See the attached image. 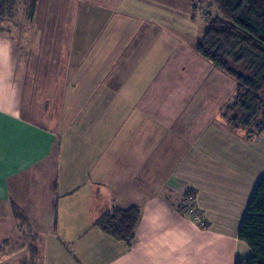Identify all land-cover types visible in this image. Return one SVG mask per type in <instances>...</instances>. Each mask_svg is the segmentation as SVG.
<instances>
[{
  "label": "crops",
  "instance_id": "0c3cea01",
  "mask_svg": "<svg viewBox=\"0 0 264 264\" xmlns=\"http://www.w3.org/2000/svg\"><path fill=\"white\" fill-rule=\"evenodd\" d=\"M52 29L54 36L37 40L44 45L41 53L29 50L23 56L19 42L0 32V264H234L250 256L238 230L255 184L264 176V131L240 144L239 152L238 138L226 139L213 129V117L184 118L193 114L196 101L202 104L208 87L188 86L185 71L180 74L184 81L169 76L171 85L162 75L154 80L161 71L174 72L157 67L147 83L136 81L128 88L123 76L136 75V69L128 72L123 64L95 76L108 77L98 98L101 145L96 151L82 145L81 151L72 149L78 142L71 132L74 108L69 113L63 99L68 80L89 73L80 68L84 53L77 49L97 39L94 50L107 54L111 39L84 33L73 53L59 26ZM170 41H155L164 60L177 48ZM173 88L180 94L177 100ZM144 124L154 127L146 130ZM165 132L177 142L159 139ZM160 144L183 152H167L171 161L162 163ZM187 193L195 197L193 215L180 205ZM131 205L140 216L130 247L92 225L112 206Z\"/></svg>",
  "mask_w": 264,
  "mask_h": 264
},
{
  "label": "rangeland",
  "instance_id": "374dc122",
  "mask_svg": "<svg viewBox=\"0 0 264 264\" xmlns=\"http://www.w3.org/2000/svg\"><path fill=\"white\" fill-rule=\"evenodd\" d=\"M34 1L11 0V3L6 5L0 13V32L5 35H12L19 42L18 48L22 56L23 51L28 52L29 50V52L41 53L42 51L39 50L43 49L44 45L38 44L37 40H44L41 38L49 35L54 36L55 29L52 32L54 24L59 26L62 37H65L63 39L67 40L69 52L74 53L77 48H73V46L78 41V37H82L84 33H89L90 38L97 37L100 34L97 38L111 39V43L108 42L109 53L103 54L94 50L98 46L96 39L95 44L86 46L85 50L77 49L79 54L84 53L81 60H72L76 62V65L79 60L80 68L89 71L88 74L84 73L75 78V81L68 80L67 86L71 84L68 86L67 90L69 91L66 92L63 99L64 104L70 108L69 113L74 108L72 113L75 114V124L71 132L78 142L73 143L72 149L81 151L82 148H79V146L82 145L84 149L89 147L90 151V147H92L91 151H96L101 145V140L97 138V135L103 126L101 123L103 114L100 113L101 109H97L100 105L98 98L103 96L102 85L107 82L108 77L101 78L99 75L96 78L95 76L101 74L104 69L111 70L115 66L120 68L123 64L127 66L128 72L136 69V75L123 76V79L126 80L123 85L128 88L136 81L139 82V85L147 83L149 76L157 67L163 70L174 68L173 73L161 71L162 73L160 72L157 77H154V80H157L162 75L163 81L168 85L170 84L167 82L169 76L173 78L174 75L178 76L185 71L188 75L185 78L189 82L188 86L200 84L206 88L208 87V89L206 95L201 98L202 104L200 105L196 101L195 105L190 108L193 114L187 113L184 118L196 122L204 119L208 120V118L212 119L213 117V119H216L213 122V129L222 131L226 139L238 138L239 148L236 146L235 148L239 152L242 151V145L240 144L247 145L250 143L252 137L247 136L248 133L245 129L232 128V124L222 117V108L231 100L234 93L235 83L233 79L218 71L192 50L195 41L202 35L206 27L205 15L209 13L219 16L220 14L212 0H36L34 13H32L31 9ZM25 37L27 39H24ZM164 37L171 39L169 44L177 47L172 51L174 52L173 56L168 60H164L165 56L155 51V41H160ZM24 40L31 42L29 43L30 46L23 45L21 42ZM167 48H170V46L168 45ZM103 57L110 58L108 61H99ZM50 63L49 68H54V63ZM21 65L22 61L20 67H22ZM38 68H40L39 65ZM180 68L182 70L178 72ZM199 70L201 76H203V81L200 79ZM69 73L71 75L72 70ZM184 77L183 73L179 76V80L184 81ZM98 82L99 84L96 86L94 83ZM89 86L94 88L91 90ZM171 93L174 100H177L180 96L179 93H175L174 88ZM92 96L94 97L92 98ZM27 97V101L31 100L32 95L29 94ZM197 97L199 98L198 94ZM44 99L45 97L43 101ZM219 100L221 101L218 104ZM143 117L146 118L145 115ZM150 127L153 129L154 126L143 125V129L146 130ZM182 127L180 125L179 128H176L177 135L181 134L179 129ZM171 134L166 132L163 135L160 134L159 139L167 144L171 141L177 142L176 140L167 139L168 135ZM160 145L162 155L160 160L162 163L168 159L171 161V157L167 158V152H174L176 155H181V152H183L182 150L164 149V145ZM162 176H164L163 173ZM47 184L49 183H45L43 186ZM49 186L53 187L52 182ZM189 194L191 193L187 195ZM187 195L185 194L180 201V205L185 212L188 211L184 208L183 201ZM191 195L194 205L195 197L194 194Z\"/></svg>",
  "mask_w": 264,
  "mask_h": 264
},
{
  "label": "trees",
  "instance_id": "16d2710c",
  "mask_svg": "<svg viewBox=\"0 0 264 264\" xmlns=\"http://www.w3.org/2000/svg\"><path fill=\"white\" fill-rule=\"evenodd\" d=\"M212 2L220 14L205 15L206 27L192 50L233 79L234 93L223 106L222 117L232 128L245 129L251 138L264 131V0ZM10 3L11 0H0V13ZM139 216L135 205L112 206L96 217L92 225L130 247ZM238 238L248 245L251 255L234 264H264V176L257 180L251 193Z\"/></svg>",
  "mask_w": 264,
  "mask_h": 264
},
{
  "label": "built area",
  "instance_id": "2783aa9c",
  "mask_svg": "<svg viewBox=\"0 0 264 264\" xmlns=\"http://www.w3.org/2000/svg\"><path fill=\"white\" fill-rule=\"evenodd\" d=\"M183 204H184V208H186V210L189 212V214H191V215L195 214V207L193 205V200H192L191 194L185 196Z\"/></svg>",
  "mask_w": 264,
  "mask_h": 264
}]
</instances>
